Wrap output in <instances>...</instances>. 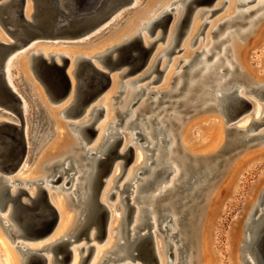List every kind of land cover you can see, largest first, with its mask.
<instances>
[{
    "label": "bare ground",
    "instance_id": "obj_1",
    "mask_svg": "<svg viewBox=\"0 0 264 264\" xmlns=\"http://www.w3.org/2000/svg\"><path fill=\"white\" fill-rule=\"evenodd\" d=\"M30 1H31V5H30ZM109 1H114V0H105V4H107ZM254 1L255 0H236V1L232 0L231 2L228 1L229 5H228L227 9H225L226 11H224L222 16L219 15L220 17L219 16L216 17L217 19H215L216 20L215 23H217V26H218V24H221V25L229 24L230 25L229 28H230L234 25L237 26L239 24H240L239 26H241L242 24L248 25L247 29H244L246 27L241 28V30L243 29L244 31L242 30L239 33H237L238 29L235 27L237 34L234 33L235 31L232 28V30L234 31L233 33L236 35L233 36V34L231 32L232 37H231V44L229 45V48H230L232 53H229V54H232L231 55L233 57L232 63H234L235 67H233V65H231V63H228L229 61L227 58L228 62L226 61V63H224L226 65H224V66H226L225 68H227V66H228L227 69H229V70H226V72H229V74L226 75L227 77H223L220 81L217 82L218 84L216 83V86H214L216 88V94L214 93L213 97L210 96L212 99L211 98H210L211 100L208 99V102H206V104H203L202 107H196V104L194 103L195 102L194 99H198L201 94L198 96V98H196L197 96L195 98H191V99H193L194 102H192L190 99L185 101L186 97L183 98L184 99L183 100L184 105L182 107L185 111H189V112H191V111L197 112L198 111L195 115L199 114V111L200 112L201 111L202 112H216V111L222 112L223 111V113H226L227 111H229L228 108L231 107V105L233 103V98L235 95L244 96L242 92H244V90L246 88L243 89L241 87L243 90L239 89V87L236 85V83L237 82H244L247 84H251V82L253 80V76L251 74V71L249 70V64L246 60V56H247L246 48L248 46L247 44H249V42H250V39L252 37H254L255 33L259 30L258 29L259 26H257V25L261 24L264 21V11H263L264 10V0L263 1L261 0L260 2L258 1L259 2L258 4H254V7H251L249 9H243V10L239 11L238 8H241V7L245 8L249 4H252ZM6 2H8V3L6 5V7L4 8L3 12L5 14V18H6L7 22L9 23L8 27L10 29V32L13 34L18 33V35L20 36V35H22V33L25 30L21 29V27L13 20L14 9L12 7V4H14L15 0H6ZM137 2H138V0H135L133 2V4H131V5L135 6V4H137ZM179 2L181 3V5H179L177 8H171L172 11L175 10V19L178 21H177L176 28L173 31V33L168 30V32L166 34V39H165L164 44L167 46L169 44L170 38H171V43L164 49V52L161 55L163 57L164 55H166V53L171 49V47L174 44L175 34H176L178 27H179V25H180V23L184 17V14L187 10V6H188V3L190 2V0H173V2L166 0L164 2V6L162 7V9L159 10L158 12L150 13L149 14L150 19L147 21H143L138 26V28H136L135 25L134 26L131 25L132 23H130L127 27H125V29L118 32L119 36L114 39L115 44H117V45L109 48L108 50H106L102 54L97 55L96 57L99 59L100 56L107 54L108 52H110L114 48H117L118 46H121V45H124V44L130 42L131 40H133L136 37H141V39L143 40V43L146 46H149L153 41H150V39L147 37V35H145V33H144L145 29L150 33V30L154 27V25L156 26V23H158L162 19L165 12L170 11L169 10L170 7H172L175 3H179ZM235 2H237L236 5H235ZM223 3H225V2H223ZM221 5H223V4H221ZM226 5H225V7H226ZM70 6L71 5L69 3V0H36V5L33 4L32 0H26L25 16L27 19H30L31 15H33V13H35V15H37V17H36L37 23L35 25L36 29L41 28L46 23H52V24L54 23L53 28L58 29L60 27H58L57 24H62L63 27L64 26L67 27L70 25L69 23H71L73 21L74 17H73ZM34 7H35V9H34ZM235 7H237L236 10H238V12L235 11V13H234L233 11H234ZM127 11H124V8L121 9L118 13H116L110 19V21L115 17L112 20V21H114L116 19L117 15H119V14L123 15ZM204 11H206V10L201 11L199 13V16H203L205 14ZM254 12H256V13L258 12V15H256V17L252 16V17H255L253 19L250 16ZM146 17L144 19H146ZM248 17L251 19L249 21H246V19H248ZM103 26H105V25H103ZM191 27H192V25H191ZM212 29H215L214 22H213L210 30H212ZM192 30H194V26H193ZM16 31H18V32H16ZM228 31L230 32L229 29H228ZM94 32H96V31H94ZM156 32H157V30L155 31L154 35L157 34ZM92 34H93V32H92ZM223 34H227V35H225L224 38H222L223 36H221V37L218 36V37H220V39L217 38V40L219 39V41L213 40V41H215V43L212 42V44L216 45V43H217L220 45V44H222V42H224V40L226 41L228 39V36H230V33H227V31H226V33H223ZM159 36H160V34H159ZM159 36L156 38V40L159 39ZM207 39H210L209 33L207 34ZM110 40L111 39H109L108 41H110ZM118 40H121V41L116 42ZM43 41H45V40H43ZM51 41H53V40H51ZM229 41H230V39H229ZM0 42L8 44L9 42H12V37L10 35H5V33L0 32ZM33 42L35 43V41H33ZM207 42L209 44V41H207ZM227 43H229V42H227ZM227 43L226 42L224 43L225 46ZM32 44H31V47H29L28 49H26V47H25V49H24L25 52L22 53L23 54L22 57L21 58L19 57L17 59V62H15L17 64H21L23 69H27L28 64L31 68V64H30L31 62L29 59L31 58V56H41V55H39V53H41L43 55L42 56L43 58H46L48 60H51L52 59L51 56H53L55 61L58 64H61L58 62L60 55L67 56L68 58L70 57L68 54L60 53L58 51H45V50H38V49L30 50L33 47ZM212 44H211V46H212ZM206 45H207V43H206ZM219 45H218V47L216 46V48L215 47L214 48L215 49L220 48ZM208 49H209V47H208ZM223 49H224V47H223ZM160 50H161V47L156 45V50H155V52H154V54H153V56H152V58L148 64V66L146 67V70H144L145 73L143 72L145 74V77H150L153 74L154 70H150V68L153 65V63L155 62L156 57L160 55V54H157ZM203 50H207V48H205ZM210 51H213L212 48L207 50L206 53H211ZM217 51H219V50H216V52ZM222 52H223L222 56H221V53L218 52V53H220V54H218V55H220V57L215 56L218 58H216V60L214 59L215 61H212L213 64H216L219 62L221 63L223 60L226 59V56L228 55V54L226 55L227 47H225V49ZM204 55L208 56L205 54V52H204ZM202 56H203V54H202ZM72 57H74V60H75V62H74L75 68H76L77 63L80 60H89L99 70H102V71L105 70L104 67H99V65H97L96 61L94 60V56H90L87 54H81V55L72 56ZM194 57H196V56H194ZM232 57H230V59H229L230 61H232L231 60ZM12 59L8 62V65L6 68V80H7V84L12 88V90L14 92H16L21 97V95L18 92V89L16 88V86L13 82V78L11 76V73H12L11 71H13ZM204 59L205 58H203L202 61H205ZM183 60L188 61V64H190L189 63V62H191L190 60L193 61L192 55L190 56V54L187 52V55H185ZM198 60H200V59H198ZM99 62H100V59H99ZM180 62H182V61H180ZM180 62H179V64H180ZM195 62H196V60H195ZM207 62H209V61L207 60ZM74 63L71 61L69 68H68V74L71 77L73 88H72V91H71L69 97L66 99L67 102H69V101L72 102V100L74 98L75 81L72 77V74L75 71V69L74 70L72 69ZM188 64L186 63V65H188ZM197 64L198 63H196V65ZM178 65H176L174 67V64H173V66H171L173 68L171 70H169L167 75L164 77V79H163L164 81H163L162 86L163 85H165V86H164L163 90L154 89L156 91L158 90V93H156L152 96V99H150L151 100L150 102H148V100H147L148 97H147L142 102V104L140 106L137 105L138 108L134 107V105H136L137 103H140L139 101H141V98L143 96L147 95V94H144V91L148 90L152 81H154L155 79H153L152 81H150L148 84H146L144 86H138V83L142 82L144 80L143 78H145V77H137L134 80H131V81L128 80L129 82L126 81L127 83H125V81H124V84H126L125 88L127 87L128 84H130V86H131L130 89H128L129 87L127 89H125L123 87L125 89L124 90L123 88L120 87V85H118V83H120V82H118L119 81L118 80V76H119L118 74L121 73V70H120V72H118V74L113 73L111 86L105 92V94L103 95V98H104V96L107 97L106 99L108 101L110 99L109 95L114 92L117 85H118V88L120 87L121 89L124 90L125 93H123V92L121 93V94H126V97L124 99H123L124 95L122 96L123 101L122 100L121 101H122L123 105L119 106L120 108L119 107L117 108V109H119L117 115H118V117H122L123 120H119V119H117L118 118L117 117L116 119L119 121L114 123L115 126L112 127V125L110 123L114 119V113H113L114 111L112 112L108 108L104 107L106 110L105 114H104L105 115L104 121L100 125L99 134H98V136H96L97 138L95 137V139H96L95 143H93V145L90 147H86V145H80L78 143L77 145H75L76 146L75 147L73 142L71 140H69V142L71 143V145L68 147L69 150H67L65 153H63V155L61 157H58L55 159H54V157L58 152L57 148H55L56 141H55V143H52V144H50V142L48 143L49 139H46L47 135L43 138H40L41 140L43 139L42 140L43 143H41V144H43V145H41L42 146L41 149L46 145L45 148L42 150L41 154L47 158H53V160L48 162L44 167L40 166L34 172V174H39V173H42V171H45V178L44 177L43 178H34L32 180H24V179L16 180V179L10 178L12 175L21 171L22 167L24 166V164L27 160V154L25 156V159L22 161L20 167L14 173L6 174V173L2 172V170H1V163H4V161H6V158L2 154V150L0 148V162H1L0 163V176L5 175L4 177H6L8 179V181L0 179V214H3L2 215V224L4 225V227L1 226L2 229L0 228V230L11 240V242H13L16 239L20 240V242L15 243L14 248L18 251V255H19L21 264H26L28 259L33 255L44 256L46 258V256L41 253L42 251H46V250L51 252V254H53L52 258H48L49 260L46 259V260H48V262L50 261L52 264L60 263L61 259L56 257L58 254L57 253L58 245L62 241H65V240L73 241V243L76 242L75 237H77L85 229V226L91 222V219L93 218V205H94L93 194H94V186H95V177H96L97 172H98V160L103 158V155H105L111 149V147L115 144V138H117V133H120L122 135V133L119 130H117V127L119 125L123 124L124 119L127 116H129V117H128L127 121L124 122V127L127 129V130H125L127 133H128V130H130L132 132V140H133L134 144L139 145V148H141L140 150H146V149H144V147H148L149 149H158L159 152L158 153L156 152L158 154V155H155L156 160L152 161L151 163H149L148 165H145V166L143 164L139 168L143 171L144 170L149 171L148 172L149 176L148 177L146 176V178H144V179H140L139 177L142 173H144L143 171L141 173L137 174L136 176H134L135 174L129 175V178H128L127 182L122 186V189L118 188V190H120V194L124 193L125 187L133 179H134L133 185L135 183L141 182V184H139V186H137V189L139 191L145 193V192H149L150 190L153 189V187L157 186L156 180H158V178H160L166 174V172H165L166 169L171 168L172 172L175 171V175L171 179V181H169L170 184H168L169 186L167 185L168 186L167 188H163V191L160 189L162 192H160L159 194L155 195L152 198H146L145 202L147 204L151 203L153 205V208H149L148 206L141 208L139 210V212L137 213V216L135 219L136 221L133 223L132 226H130L131 228H129V223L127 220L128 210L126 207V204H127V201L125 200L126 197L122 198L119 201V203L123 204L122 205L123 208H125L124 209L125 212L123 213V216H122L123 221L121 224V230L119 231V233L115 234L117 241H119V243L116 244V242H115L110 249L103 251V253H102L103 256L101 259L98 258L100 251H97L94 254V257L91 261V264H106L108 262H110L109 264H119V263L122 264V262H124V261L127 262L126 260H128V259L131 260V263H132L133 259L134 258L136 259L135 255H137V249L139 248V243L142 239V235L147 233L146 232V233L138 236V230L140 231L146 224H148V221H151L150 225L153 226L155 232H158L160 229V232L164 233V240L163 241L166 244L165 254L167 255V257L171 256V259L168 261V264H195V263L196 264H215L214 261H212V259H210L211 248H212L211 239H210V232H211L212 222L214 220V211H215L216 207L218 206L217 205V197H219L222 187L224 185H230L232 183L233 178L236 177V175H238L243 168H245L249 164L251 165L253 163L254 158H252V157H248L247 159L244 158L239 162L236 161V158H234L232 160L226 159L227 160L226 162H221V163H219V161L218 162L217 161L216 162H210L209 159H211V157H209V158H199V157L193 158V157L189 156L188 152H187L189 150V147H190L191 136L189 137V135L188 134L185 135V133L183 134L182 140H181L182 141L181 142L182 148L179 147L182 155L180 153L176 152L177 142L174 141V136H173L174 131H172L173 132L172 133L171 131L168 130V129H170L169 125L176 123L177 125L183 126L185 124V120L189 119V118L187 117L184 120V117L180 116L181 114H178V116H176L174 114L175 115V116L173 115L174 118H171V119L164 122L163 118H161V117H163L162 114H163V112L164 113L167 112V108H171V106L162 108L158 113H155V112L158 108L163 107L161 105H167V104H169L168 102L172 101L170 98L165 97V98H162V101H164V102L168 101V102L161 104L160 102H162V101H160V99H161V93L160 92L169 90V85H170L169 83L171 81V78H173L172 77L173 71L177 68ZM196 65H195V67H196ZM189 66L190 65H188V67ZM191 67H192V65H191ZM185 69L183 68V70H185ZM191 69H195V68H191ZM202 69H203V67H202ZM218 69H221V68L219 67ZM187 71H188V69H187ZM203 72H205V73H202V70H200V73L204 74L203 76H209L207 78H210V75H209L210 70L208 68H205V70ZM190 73H191V71H190ZM197 73H199V72H197ZM221 73L223 74V72H221ZM135 75L137 76V74H135ZM184 75H182V76L184 77ZM188 75L190 76V74H188ZM198 75H201V74H197V76ZM178 77H179V75H178ZM201 77H202V75H201ZM179 78L178 79L181 80L182 77H179ZM194 78H197V77H194ZM141 79H143V80H141ZM204 79L205 80H203V81H206V77ZM187 80H188V76H187ZM133 81H135V82H133ZM181 81H178L179 85L182 84ZM184 81H185V78H184ZM191 81H193V82H189V81H186V82L187 83L189 82L188 87L193 89L196 87L197 83H195L193 79ZM208 81H210V79ZM176 82H177V80H176ZM211 82H213V81H211ZM202 83H201V85H203ZM133 84H136L137 86L135 85L134 88H132ZM210 85L212 86V84H210ZM171 86H172V84H171ZM176 86H174V87H176ZM185 87H186V90L184 93L187 94L186 92L189 88H187V86H185ZM208 87L209 86H207V88ZM214 87L212 86V88H214ZM131 88L133 90H131ZM171 88L174 89L173 87H171ZM178 88H179V86H178ZM210 89H211V87H210ZM210 89H208V90L211 91L212 89L211 90ZM252 89L253 90L259 89V91L261 92L264 90V84L257 85L256 88H254L252 86L249 88V91H252ZM213 90L215 91V89H213ZM151 91H153V89ZM197 91H199V90H197ZM201 91H203V90H201ZM28 92H29V90H28ZM174 92L176 93V91H174ZM205 93H207V92H205ZM255 93L259 96V99L264 100V94H263V98H261L259 93H257V92H255ZM157 94L159 96L157 98H155V96ZM203 94H204V92H203ZM209 94L212 95L211 92ZM166 95L167 94H165V96ZM187 95H185V96H187ZM208 95H206V96H208ZM258 96H257V98H258ZM202 97H203V95H202ZM244 97H247V96H244ZM103 98H101V99H103ZM208 98H209V96H208ZM21 99L23 101V109H24L23 112H24V116H25V115H27V112H28V105L26 104L25 100L22 97H21ZM175 100H176V97H175ZM177 100H179V98ZM99 101H101V100H99ZM35 102H36V100H35ZM251 102H254V101L252 100ZM73 103H74V100H73ZM174 103L171 105L174 106L175 105ZM153 105H154V107L151 108V106H153ZM95 106H97V105H95ZM254 106L257 107L258 103L256 102L254 104ZM93 107L91 106L90 111H92ZM133 107H134V109L136 108L135 111L133 110ZM180 107H178L179 110L181 109ZM175 109L177 111V102L175 105ZM255 110H256V108H255ZM68 111H70L69 112L70 114L71 113L73 114L74 113L73 106L66 109L65 112H62L63 117H66V113H68ZM180 111H183V110L181 109ZM45 112L43 115L47 114L49 120L53 121V131H54L53 133H55L56 131L58 132L61 123L56 121L55 117H52L48 111L46 112V114H45ZM11 114H8V113L7 114H1L0 117L2 119H0V122L5 121V122L14 123L15 121H14V118ZM38 114H39V111H38ZM148 114H152V117H148L147 116ZM160 114H161L160 120L159 119L156 120ZM256 116L261 118L259 120L260 122L252 121L250 124V127H248L247 129L246 128L241 129L238 126H236V127L239 130H242L244 132V131H247L249 128H251L255 123H264V105L260 106V109L257 111ZM44 118H47V117H44ZM85 120H87V121H85ZM85 120H83V122H81V123L78 122V124L74 123L75 124L74 126L72 125V131H73L72 139L82 140L83 132L86 129V127L90 124L88 122V119H85ZM109 124L111 127H109ZM68 125H69V123H68ZM68 125H67V127H69ZM168 126H169V128H168ZM233 126L235 127V124ZM24 128H25V132H26V137L28 139L29 127L24 124ZM237 128L235 130H237ZM253 131H255V130H253ZM131 132H130V134H131ZM37 134H39V132H37ZM241 134L242 133H240V135ZM138 135L144 136L143 138L148 141L147 145H142L143 144L142 140L138 139L139 138ZM256 135L257 136L259 135V136L256 139H254L253 141L260 142L261 140L264 139V131H261L260 133H257ZM147 136L148 137L150 136V138L151 137H155L156 139L158 138V140H155V142H154L153 139L151 138L154 143L150 144V143H152L151 139L149 140ZM177 136H178V134H177ZM238 136H239V134H238ZM242 136H243V134H242ZM249 136H250V134H249ZM175 138H176V136H175ZM33 139H34V137H33ZM128 139H129V141L131 140L130 137ZM232 140H233V138H232ZM244 140L246 142H244L241 138H237V139L233 140V142H232L233 143L232 145H234V146L235 145H244V143L246 146H248L243 151H241V153H239L238 155L243 154V152L246 150H250L249 144H251L252 140H250V138H248L247 140L246 139H244ZM122 141H123V139H122ZM164 141H169V142L173 143L170 147H168V150H166V152H164L165 150L163 148V144L165 143ZM247 141H249V142H247ZM149 144L152 146L149 147ZM38 145H39V143H38ZM28 147L30 148L31 146H28ZM122 148H124L123 143H122L121 151L126 149V147L124 149H122ZM30 153H31V151H30ZM165 153H167L166 154L167 156H164ZM148 156L150 157V155H148ZM148 156H147V158H148ZM215 160H217V159H215ZM173 161L178 163L179 167L181 168L180 171H178L177 168L172 166ZM116 163H117V161L115 162V165H116ZM152 163H156V165L154 168L151 169L149 167ZM223 163H224V167L220 170L219 167ZM115 165H114V167H115ZM122 165L123 164L121 162L120 163L121 169L123 168ZM173 165L175 166V164H173ZM114 167H113V169H114ZM144 167H146V168H144ZM113 169H112V171H113ZM65 174H68L67 177H65ZM213 177H215V178L220 177L221 179L219 181H217L216 183H213L211 185V184H209V181L212 180ZM120 178H121V176L119 178L115 179V184L120 180ZM179 180H181V181L178 184H176L177 181H179ZM57 181H61V182L63 181L62 185L56 186L53 184V182L56 183ZM23 183H32L34 185L37 184V187H38V192H36L35 189L32 188L31 190H29V193L26 194V195H28V200L24 201V202L27 204H31V200H37L38 199L39 194H40L39 193L40 190L45 189L44 188L45 186L43 187V184H47V186H49V188H51V189L60 190L61 193L62 192L68 193L67 195L65 194L67 196V199H66V196L63 195L64 196L63 200H65L66 204H68L67 201L69 203H72V205H71L72 209L77 210L76 211L77 212V219L75 222V226H73L72 228H70L69 230L66 231V229L68 228L69 225H68V218H67L66 209H65L64 204H63V200L61 199V203L59 204V207H58L57 205H55L53 203V199L50 198V202L57 209L59 216H60L59 223H58L57 227L52 232V234H50L49 236H47L44 239L30 240V239L25 238L24 230L22 229L21 225L19 223H17V221H16V216H17L16 206H15L14 202L11 201L5 195V190L7 187L9 189L10 195H12V196L19 195V190H21L22 187L24 186V185L21 186V184H23ZM106 183H107V179L105 181L103 188L105 187ZM158 183H160V182H158ZM32 187H33V185H32ZM103 188H102V191H103ZM114 188H115V186H114ZM263 191L264 190H262L260 192V194ZM112 194L114 195V193H110L108 195V197L110 198ZM199 196L204 197L205 200L204 201L202 200L204 202V204H202V205H199L198 203L193 204V205H191V206H189L183 210V215L181 217H176L177 214L175 215V213H176L175 212V209H176L175 205L177 203H179V207H182L183 205L186 204V203L181 204L183 199L190 198V200H191V199H195ZM161 199L166 201V204L163 205V203H161L162 206L157 207L156 205ZM132 200H134V199H132ZM22 201H23V199H22ZM100 201H101V197H100ZM159 203H158V205H159ZM68 208H69V206H68ZM136 210L137 209H135V211ZM155 211H157L156 215H152ZM253 211L254 210L249 212L245 222L242 223L241 228H240L241 235H240V239L238 241L239 242L238 252H240V255H241V258H240L241 264H244V256L241 252V248H242L241 244H242V241L244 238L243 230H244L245 225H247L249 223V219H250V216L253 213ZM259 215H260V213H258V215L256 217H258ZM184 217H186V221H184ZM156 222H158L157 225H156ZM181 222H182V224H181ZM127 223H128V225H127ZM180 224H181L182 228H181ZM77 226L79 228H76ZM146 226H148V225H146ZM262 226H263L262 223L259 224L256 227V229L252 232V234H248V236L246 238V241L248 243V252H246L245 255L251 264H262V261H260V259L256 258L258 240L260 239V237L262 235V233H261ZM159 227H161V228H159ZM94 228H95L94 226H91V229L87 232L88 241L96 239L95 233L93 234V236H91L92 232H94L93 231ZM110 229H112V225H111ZM108 231H109V229H108ZM151 233H153V232H151ZM109 236H110V234H109ZM152 238L154 239V233H153ZM174 240H176V241L174 242ZM24 242H32V243L34 242L35 244L37 243V245L31 246V245L25 244ZM177 244L180 245L178 249H175L177 251L178 250L180 251L177 254V256L175 255L174 251H173V253L169 254V250L174 249ZM154 246H155V242H154ZM77 250H79V252L87 250L89 253V251L91 250V245L86 248V244H83V245L77 247ZM155 252H156V256H157L158 253H157V251H155ZM84 257H86V256H82L81 261H83ZM175 257H177L179 259L178 263L173 262V259ZM136 260H138V259H136ZM136 260H134V262ZM75 261H76V258H75V256H73V254L71 252V258L69 260V264H75ZM3 263H4L3 259L2 260L0 259V264H3ZM125 264H130V263H125ZM158 264H163V263L161 261L159 262V260H158Z\"/></svg>",
    "mask_w": 264,
    "mask_h": 264
},
{
    "label": "rangeland",
    "instance_id": "obj_2",
    "mask_svg": "<svg viewBox=\"0 0 264 264\" xmlns=\"http://www.w3.org/2000/svg\"><path fill=\"white\" fill-rule=\"evenodd\" d=\"M2 1H6V0H2ZM2 1H0V2H2ZM165 1L166 0H138L137 4H135V6L129 5V6H127V8H124V11H127V10L128 11L124 15L120 16L114 24L107 27L98 36H95V34L99 33L107 25H109L111 23L110 20L107 21L108 23L105 22L103 24L105 26L101 25L96 30H94L96 32L93 31V34L91 32V34L89 33V34H87V36L85 35V37L82 36V37L76 38V39H69V38L42 39V38H40V39H37V41L39 40L38 42L36 40H34L36 44L34 42H32L33 43L32 48H33V50L38 49V50L58 51L60 53H66L70 56L69 58L67 57L69 59V61L70 62L72 61L73 63L75 62V60H74V57H72V56L87 54L90 56H94V60L96 61L97 65H99V67H104L103 64L101 62H99V59L96 56L99 54H102L103 52H105L109 48L117 45V44H115V41H113V39H111L113 37V35H115V31L119 27L121 29L120 31H122L130 23H132L131 25H133V26L135 25L136 28H138V26L143 21H147L150 19V15H149L150 13L158 12L159 10H161L162 7L164 6ZM169 1L173 2V0H169ZM228 1L231 2L232 0H218L213 4H212V0H208V1L200 0V3L197 5V8H195L196 7L195 4H192L190 6L189 12L187 13L184 21L182 22V24L180 26V30H179L178 36L176 38V46H175L174 50L172 51V53L166 54L163 57L161 55L163 54L164 49L171 43V38H170L169 44L166 46L164 44L165 39H166V35L164 34L165 28H163V26H160V24H161V22L167 23L168 20L170 18H172L173 20L170 24L169 31L173 33V31L176 28V24H177L178 20L175 19V10L171 11V8H177L179 5H181V3L180 2L175 3L172 7H170L169 13L165 14L162 17V19L158 23H156V26L154 25V27L150 31V33L145 29V31H144L145 35H147V37L150 39V41H153V42L156 41L157 42L156 45L160 46L161 50L157 53L160 55L156 57L155 62L153 63V65L150 68V70H154L155 66L158 64L155 72H153V74L150 77H148L147 79L143 80L142 82H139L138 86H144V85L148 84L150 81H152L153 79H157V82H155L149 86V88H148L149 91L147 90L146 93L150 92V88L163 90V88L165 86V85L162 86L163 81H164L163 79L167 75L169 70H171L173 68L171 66H173V64H174V67H175L176 65L179 64L180 61H182L177 66V68L173 71V74H172L173 78H171V81L169 83L170 84L169 89H171V87L174 86V83H173L174 78L178 75V72H180L183 69V67L186 65V63L188 64V61L183 60L185 55H187V52L190 54V56L192 55V58L196 52H201L204 57L201 54L199 58L203 59L206 57L204 55V52L206 54V51L212 48L213 51H211V53L213 54V56L208 60L209 62H207V65H211V64H213L212 61H215L216 58H218L215 56L220 57V55H218L220 53L222 56V53H223L222 51L225 49V47H227L226 55L227 54L228 55L226 56V59L222 61L223 64L220 66L221 69H218V71L219 70L223 71L224 65H226L224 63H226L227 58L229 61V62L228 61L227 62L231 63V65H233V67H235L234 63H232L233 62V57L231 56L232 54H229V53H232L230 48H229V45L231 44V37H232L231 32L234 36L243 30V29L241 30V28L246 27L244 29H247L248 25L242 24L243 26L242 25L239 26L240 25L239 24V25H237L238 27L234 25V26L230 27L231 29L229 28V26H230L229 24H224V25L218 24V26L219 25L220 26L219 27L217 26V23H215V21H216L215 19H217L216 17H218L219 15L222 16L224 11H226L225 9H227V7L229 5ZM234 1H236V0H234ZM258 1L260 2L261 0H255L252 4H249L245 8L244 7L238 8V10L241 11L243 9H249L251 7H254V4L259 3ZM223 2H225V3H223ZM237 2H235V5L237 4ZM221 4H223V5H221ZM30 5H31V1H30ZM225 5H226V7H225ZM236 9H237V7L234 8V11H233L234 13H235V11L238 12V10H236ZM203 10H206V11L218 10V11H216L214 14L207 12L203 16H199V13ZM255 13L256 12L252 13V15L250 17L254 19L256 17V15H258V12L256 14ZM252 16H255V17H252ZM145 17H146V19H144ZM251 18L248 17V19H246V21H249ZM213 22L215 25V29L210 30ZM205 24H207L208 26L207 25L205 26ZM191 25H192V27H191ZM193 26H194V30H192ZM257 26H259L258 27L259 30L255 33V36L250 39V42H249V44H247L248 46L246 48V51H247L246 60L249 64V70L251 71V74L253 76V80H252L251 84H247L244 82H237L236 85L239 87V89H242V88L245 89L246 88V90H249V88L252 86L254 88H256L257 85L264 84V21L261 24H258ZM235 27L238 29L237 33H236ZM232 28L235 32L232 30ZM228 29L230 30V32L228 31ZM154 30L155 31L157 30L156 35H154V33H155ZM226 31H227V33H230V36H228V39L226 41L222 42V44L219 45L220 48L215 49L216 48L215 44H212V42L215 43V41H213V40L219 41L221 36H223L222 38H224L225 35H227V34H223V33H226ZM0 32L5 33V35H9L5 31V29L1 26V24H0ZM161 32L163 33V35H162L163 40L162 39L156 40V38L159 36V34H161ZM233 32L236 34H234ZM208 33L210 34V39H207ZM218 36H220V37H218ZM89 38H91V39H89ZM217 38H219V39L217 40ZM87 39H89V41L85 42ZM109 39H111V40L108 41ZM229 39H230V41H229ZM43 40H45V41H43ZM51 40H53V41H51ZM119 41H121V40H118L116 42H119ZM207 41H209V44ZM225 42L226 43L229 42V43H227L228 45L226 44V46H225V44H224ZM75 43H77V44H75ZM206 43H207V45H206ZM211 44H212V46H211ZM29 47H31V44L29 46H27L26 49H28ZM208 47H209V49H208ZM223 47H224V49H223ZM202 48L203 49L207 48V50H203ZM24 49L21 50L20 54H18V55L16 54L17 56L16 55L14 56L15 59L13 61V71H11L12 72L11 76L13 78V82H14L16 88L18 89L19 94L21 95V97L25 100L26 104L28 105V112H27V115L24 116V118H25V122H26L25 125H27L29 127V129H28V142L30 144L28 143V146H31V147L30 148L28 147L29 150L27 152V160H26L24 166L22 167L21 171L17 172L16 174H14L10 177V178L16 179V180H18V179L32 180L34 178H43V177L45 178V171H42V173H39V174H34V172L36 171V169L38 167H40V166L44 167L48 162L53 160V158H47L41 154L42 150L45 148L46 145L41 149V147H42L41 145H43V144H41V143H43V141H42L43 139L41 140L40 138H43L46 135H47L46 139H49L48 143L50 142V144H52V143H55V141H56L55 148H57L58 152L55 155L54 159L61 157L63 155V153H65L67 150H69L68 147L71 145L69 140H71L73 142L74 146L77 145L78 143L80 145H86V147L92 146L93 143H95L96 139L88 136L87 131L83 134L82 140L72 139L73 131H72V127H70L68 125V123L69 124L70 123H73V124L77 123L78 124V122L81 123L85 119H88V122L91 123L95 119V116L97 115V112L95 110L90 111L91 106L93 107V106L97 105L98 107L97 106L96 107L100 111L98 113V116H97L94 124L91 127H89L87 130L96 129L97 130V136H98L99 130H100V125L104 121V116H105L104 114L106 111L104 107L108 108L112 112L114 111L113 112L114 113V119L110 123L112 125V127H114L115 126L114 123L118 122L119 120H123L122 117H118L117 113H118L119 109H117V108L119 106L123 105L122 101L126 97V94H120V92L125 88L123 86L124 81H125V83H127L126 81H128V80L131 81L137 77H145L144 71L138 72L140 75L138 73H136L137 76L135 74H130V75L126 76L125 78H121L120 76H118V80H119L118 82H120V83H118V85H120L121 88H123V87L124 88L123 89H121L120 87L118 88V85H117L114 92L109 95L110 99L108 101L106 99L107 97L104 96V98H103V96H102L99 98V100H101V101L97 100L96 102L91 104L90 108L85 109L83 112L79 113L75 117H71V116L63 117L62 112H65L66 109L75 105L73 103L74 98H73L72 102L71 101L67 102L66 100H62L61 102L60 101H57V102L51 101V99L49 98V95L47 94L43 85L36 79L33 71L31 70V68L29 66V64H28L27 69H23L21 64L15 63V62H17V59L19 57L20 58L22 57V55H23L22 53L25 52ZM216 50H219V51L216 52ZM218 52H220V53H218ZM211 53H209V54L211 55ZM115 55H116V53H113V56H115ZM230 57H232L231 58L232 61L229 60ZM58 62L62 63L60 58L58 59ZM72 69L73 70L75 69V63L73 64ZM159 70H161V72H159ZM204 70L205 69H203V71ZM122 71L123 70L121 69V72ZM118 72H120V70H117L114 73L118 74ZM228 74H229V72H226V75H228ZM118 75H120V73ZM171 84H172V86H171ZM130 87H131L130 84H128L125 89H127V88L130 89ZM26 88L29 90V92ZM132 88H134V86H132ZM132 88H131V90H133ZM215 90H216V88H215ZM214 93L216 94V91ZM242 93L244 96L248 97V98L247 97H245V98L250 102L252 107L250 110L248 109L247 106L241 107L239 114L232 116V121L229 122L228 124L226 123V118L223 116V111L222 112H218V111H216V112H202L201 111L200 112L199 111V114H197V115H195V114L198 111L197 112L192 111L190 113H182L180 111L182 108L180 110L177 109V111H176L175 105H176V102H178L181 99L180 97H176V100H175V97L171 98L172 102H175L174 106L171 105L170 103L167 105H161L163 107L158 108L155 113H158L164 107L171 106L170 110H168L165 113L163 112V114H162L163 117H161V118H163L164 122L171 119V118H174L175 115L178 116V114H181L180 116H183L184 120H185V118L188 117L189 119L185 120V124L183 126L177 125L176 123L169 125L170 129H168V130L171 132L174 131V134H173L174 141H176L178 144V145L176 144V148L178 149V150L176 149V152L180 153L182 155L179 147L182 148V144H181L182 141L181 140H182L183 134L185 133V135L188 134L189 137L191 136L190 147H189V150L187 151L188 155L193 157V158H197V157L209 158V157H212V156L216 155L217 153H219L220 150L224 147V145L226 143V130H227L228 126L235 124V126H238L241 129H245V128L247 129L248 127H250V124L252 121L260 122L259 120L261 118L256 116V113L260 109V106L264 105V100L259 99V96L255 92H252V93L242 92ZM123 95H124V97L122 99ZM158 96L159 95L157 94L155 96V98H157ZM257 96H258V98H257ZM101 98H103V99H101ZM146 98H147V95L143 96L141 98V101H139L140 103H137L136 105H134V107L138 108V106H140ZM178 98H179V100H177ZM35 100H36V102H35ZM252 100L254 102H251ZM150 101L151 100H148V102H150ZM206 102H208V101H206ZM206 102L204 104H206ZM256 102L258 103L257 107L254 106V104ZM134 107H133V110L135 111L136 108L134 109ZM153 107H154V105L151 106V108H153ZM254 107L256 108V110ZM44 110L46 112L48 111L52 117H55L56 121L61 123L58 132L56 131L55 133H53L54 132L53 131V121L49 120L48 115L46 114V112ZM38 111H39V114H38ZM44 112L46 115H43ZM7 113L11 114V112L9 110H7V109L5 110V108L0 107V115L1 114H7ZM11 115L14 118V121H15L14 123L20 124V119H18L17 116L14 114H11ZM66 115H69V113H66ZM147 116L152 117V114H148ZM160 116H161V114L157 117L156 120H158V119L160 120ZM44 117H47V118H44ZM128 117L129 116H127L124 119V122L127 121ZM116 118L119 120H117ZM0 119H2V118L0 117ZM85 121H87V120H85ZM124 122L122 125H119L117 127V130H119L122 133V135H121L122 137H119L118 141L116 142L114 151L112 150L113 156L115 155L116 149L119 147V145L121 143H123L124 148L126 147L129 149H127V152L123 157L117 158V160H116L117 163H116L112 173L110 174V176L108 178L106 176H103L104 179H107V183H106L105 187L103 188V191L101 190V188H98L96 190V197H95V199L99 200V201H100V197H101V202L107 206L108 211H106V212L103 211V215H104L105 221H107V223H109L110 225L107 224L108 228H106V231H104V228H103L101 230V233L99 234V237L94 239V240L88 241L87 231H86L84 233V235H82L79 240H77L76 242H74L71 245H68L67 248L69 250H71L73 256H75V258H76L75 264H91V261L94 257V254L97 251H100L98 258L101 259L103 256L102 255L103 251L110 249L115 242H116V244L119 243V241H117L115 234L119 233V231L121 230V224L123 221L122 216H123V213L125 212L124 211L125 208H123V206H122L123 204L119 203V201L122 198H124V197H127V199L129 198L127 201V204L128 205L133 204V207H127V210H128L127 220L129 223V228H131L130 226H132L133 223L136 221L135 219H136L137 213L139 212V210L141 208H143L145 206H148L149 208H153V205L151 203L147 204L145 202L146 198H152L155 195L162 192L163 188H167L169 186L168 185V184H170L169 181H171V179L175 175V171L172 172L171 168L166 169L165 172L168 173L169 176L167 178H165L166 176H162V177L158 178V180H156L157 186L155 188H153L152 190H150L149 192H145V193L141 192L137 189V186H139V184H141V182L135 183L133 185V183H134V179H133L125 187L124 193L120 194V190H118V188L122 189V186L127 182L129 175L135 174L134 176H136L137 174L141 173L143 170H141L139 168L143 164L145 166V165H148L149 163H151L152 161L156 160L155 155H158L157 153L159 152L158 149H155L154 151L140 150L141 148H139V145L134 144V142L132 140V132L130 130H128V133H129L128 134L125 131L127 129L124 127ZM66 124L69 127H67ZM110 124H109V127H111ZM169 126H168V128H169ZM129 131L131 132V134ZM261 131H264V125L258 127L257 130L252 131L250 135H252V136L256 135L257 133H260ZM37 132H39V134H37ZM177 134H178V136H177ZM138 136H139L138 139L142 140V143H143L142 145H147L148 141L143 138L144 136L143 135H138ZM175 136H176V138H175ZM33 137H34V139H33ZM129 137L131 139L130 141L128 139ZM151 138L153 139L154 142H155V140H158V138L156 139L155 137H151ZM151 138H150V136L148 137L149 140ZM122 139H123V141H122ZM152 139H151L152 143H150V144L154 143L152 141ZM38 143H39V145H38ZM150 144H149V147L152 146ZM172 144H173L172 142H169L166 145H167V147H170ZM121 147H122V145H121ZM124 148H122V149H124ZM249 148H250V150L244 151L243 154L237 155V156H235V158H236V161L239 162L244 158L247 159L248 157H252V158H254L253 163L251 165L249 164L248 166L243 168L240 171V173L238 175H236V177L233 178L232 183L230 185H224L221 189L219 197H217V205L218 206L216 207V209L214 211V220L212 222V227H211V232H210V239H211V244H212L210 259H212V261H214L215 264H241L240 263L241 255H240V252H238V245H239L238 241H239L240 235H241L240 228H241L242 223L245 222L249 212L255 209V207L258 203L259 197L264 192L263 191L260 194V192L262 190H264V139L261 140L260 142L252 141L251 144H249ZM30 151H31V153H30ZM132 152H133L134 158L131 161ZM152 154H153L152 158H147L148 155H152ZM121 162H122V164H124L122 169L120 167ZM173 164H175V166ZM155 165H156V163H152L149 168L152 169L155 167ZM172 166L177 168L178 171H180V169H181L179 167L178 163L175 161L172 162ZM223 167H224V163L222 165H220L219 169L221 170ZM144 168H146V167H144ZM103 169H104L103 167H100V171H102ZM68 174H65V177H67ZM120 176H121L120 180L115 184V179L119 178ZM146 176L148 177L149 174L148 173L141 174L139 178L144 179V178H146ZM220 179H221L220 177H216V178L213 177V179L209 181V184L212 185L213 183H216ZM180 181L181 180L177 181L176 184H178ZM158 182H160V183H158ZM62 183H63V181L62 182L57 181L56 183H54V185L61 186ZM32 185H33V187H32ZM21 186H23L22 189H24V190L26 189V191H28L27 193H29V190H31L32 188H34L35 191L38 192L37 184L34 185L32 183H23V184H21ZM114 186H115V188H114ZM43 187L45 188V190L49 196V200H50V198H52L53 203L55 205H57L58 207H59V204L61 203V199L63 200L64 199L63 197L68 194L66 192L61 193L60 190L51 189V188H49V186H47V184H43ZM110 193H114V195L111 199L108 197V195ZM22 196H23V198H22L23 201L28 200V195L24 194ZM66 199H67V196H66ZM132 199H134V200H132ZM202 200L203 201L205 200L203 196L202 197L199 196V197H197L195 199H191V200H190V198L183 199L181 204L186 203L185 205H183L182 207H179V203H177L175 205V208H176L175 209V212H176L175 215L177 214L176 217H181L183 215V210L185 208L193 205V204H197V203L199 205L204 204V202ZM159 202H158L159 205H158V203L156 205L157 207L162 206L161 203H163V205L166 204V201H164L162 199ZM67 203L68 204H66L65 200H63V204H64V207H65L66 213H67L68 225H69L68 228L66 229V231L69 230L70 228H72L73 226H75V222L77 219V212H76L77 210L72 209V206H71L72 203H69L68 201H67ZM67 205L69 206V208ZM262 208L264 209V204H263ZM135 209H137V210L135 211ZM30 212H31L30 214H33L35 216L39 214L38 210H34V211H30ZM156 212L157 211H155L152 215H156ZM0 215H3V214H0ZM186 217H184V221H186ZM150 223H151V221H148V224H146L148 226L145 225L140 231L138 230V236H140L146 232H149V233L153 232L154 233V239L152 237H150L147 240V242L149 244V248L151 250V257H152V261L148 262L147 264H157L156 255L154 256L155 253H153L154 250L157 251V253H158L157 259L159 260V262L161 261L163 264H168V261L171 259V256L167 257V255L165 254L166 244L163 241L164 240V233L160 232L159 228H161V227L158 228L159 229L158 232H155L153 226H151ZM157 224H158V222H156V225ZM181 224H182V222H181ZM181 224H180V226H181ZM111 225H112L113 230L110 229ZM0 228L2 229L1 225H0ZM76 228H79V227L77 226ZM181 228H182V226H181ZM108 229H109V231H108ZM93 231L94 232H92L91 236H93V234L96 233L95 228L93 229ZM109 234H110V236H109ZM175 241L176 240H174V242ZM18 242H20V240H18V239L11 242V240L0 230V259L1 260L3 259V262H4L3 264H21V261H20L19 255H18V251L14 248L15 243H18ZM154 242H155V246H154ZM24 243L31 245V246L37 245V243L35 244L34 242L33 243L32 242H24ZM83 244H86V248L91 245V246H94L95 249L94 250L91 249L89 251V253L87 250L79 252V250H77V247H79ZM179 246L180 245L177 244L174 249L169 250V254L173 253V251H174L175 255L177 256V254L180 251L179 250L177 251L175 249H178ZM41 253L46 256V259L52 258V256H53V254H51V252H49L47 250L42 251ZM82 256H86V259L84 261H81ZM56 257L62 260V262H60L58 264H69L68 259L71 258L70 253H65V254L58 253ZM177 259L178 258L175 257L173 259V262L178 263L179 259L178 260ZM48 260L46 261V264H48V263L52 264L50 261L48 262ZM126 261L127 262H125V261L122 262V264H125V263L146 264V262H143V260H140V259L136 260L135 262L133 261L132 263H131V260H129V259ZM109 263L110 262H108L106 264H109ZM30 264H33V263H30ZM43 264H44V262H43ZM119 264H121V263H119Z\"/></svg>",
    "mask_w": 264,
    "mask_h": 264
},
{
    "label": "water",
    "instance_id": "obj_3",
    "mask_svg": "<svg viewBox=\"0 0 264 264\" xmlns=\"http://www.w3.org/2000/svg\"><path fill=\"white\" fill-rule=\"evenodd\" d=\"M134 1L135 0H114L109 1L107 4H105V0H69L71 11L74 17L73 21L69 23V26L63 27L62 24H57L58 27H60L57 29L53 28L54 23H46L41 28L36 29L35 25L37 23V15L33 13L30 19H27L25 16L26 0H15L14 4H12V7L14 9L13 20L21 27V29L25 30L20 36L18 35V33H11L8 27L9 23L7 22L5 14L3 12L8 2H0V24L12 37V42H9L8 44L0 42V107L9 110L12 114L16 115L20 119V124L5 121L0 122V148L2 150V154L6 158V161H4V163L0 162L2 172L6 174L14 173L20 167L29 150L28 139L26 137L24 128L25 118L23 112V101L21 97L16 92H14L12 88L7 84L6 80V68L8 62L12 58V61H14V56L16 54H20L21 50L32 44L34 40L40 38L76 39L85 36L96 30L105 22L109 21L121 9L133 4ZM216 1L217 0H212V4ZM32 2L36 5V0H32ZM199 3L200 0H190V2L188 3L187 10L175 34L174 44L166 54H170L174 50L180 26L184 21L187 13L189 12L190 6L192 4H195V8H197V5ZM216 11L218 10L204 11V13L210 12L211 14H214ZM168 13L169 11L165 12V14ZM171 21L172 18H170L167 23L161 22L160 24V26H163V28H165V35L169 30ZM162 34L163 33L161 32L158 40L162 39ZM155 50L156 41L152 42L149 46H146L143 43L141 37H136L130 42L118 46L107 54L100 56L99 59L104 66V71L96 68V66L89 60H80L77 63L75 71L72 74L75 81V105L73 106V115L83 112L85 109L89 108L91 104L99 100V98L102 97L103 94H105V92L111 86L112 74L117 70L125 68L119 75L121 78L130 74H136L138 72L144 71L148 66ZM113 53H116V55L113 56ZM60 59L62 62L61 64H58L53 59L48 60L41 56H31L30 58L31 70L33 71L36 79L45 88L51 101L54 102L66 100L73 88L71 77L68 74L70 61L67 57H60ZM157 66L158 64L155 66L154 72ZM159 72H161V70H159ZM253 91L259 93L260 97L263 98L264 90L260 92L259 89H255ZM244 106H247L249 110L252 107L250 102H247L241 99L239 96L235 95L233 98V103L231 107L228 108L229 111H227V113L229 112L231 114H239L240 108ZM94 110L97 112V115L95 116V119L89 124L88 128L94 124L100 111L96 106L92 108V111ZM69 112L70 111H68V113ZM70 125L74 126L75 124ZM88 128H86L84 132L87 131L88 136L95 138L97 136V130H87ZM258 136L254 135L250 137V140L253 141ZM119 137H121V134L117 133L115 144L105 155H103V158L98 160V172L95 177L93 194V218L91 219V222L85 226V229L77 237H75V241L79 240L86 231L88 232L91 229V226L95 227L96 238L99 237V234L101 233V230L103 228L104 231H106L108 223L104 219L103 211L106 212L107 210L102 205L98 204L95 197L97 188H99L101 185L104 186L105 184L106 179H104L103 176L108 177L110 175L117 158L123 157L126 154L127 149H129L126 148L125 150L121 151V143L116 149L115 155L113 156V151ZM144 149L148 151L154 150L149 149L148 147H144ZM131 155L132 161L134 158L133 152ZM151 156L152 155H150V157ZM122 166H124V164ZM100 167H103L104 169L100 171ZM4 176H0V179L8 181V179ZM54 183L55 182H53V184ZM39 193L40 194L37 200H31V204H27L22 201V195L27 194L25 190H19V195L16 196L10 195L8 187L5 190V195L11 201H13L16 206V221L24 230L25 238L30 240L44 239L52 234V232L57 227L60 218L57 209L50 202L46 190L42 189ZM112 197L113 194L110 198ZM125 200L128 201L127 197L125 198ZM263 204L264 193L259 197L258 203L250 216L249 223L245 225L243 230L244 238L241 244V252L244 256V264H251L245 255L246 252H248V243L246 241V238L248 234H252L256 227L261 223L263 224L261 228L262 235L258 240L256 258L260 259V261H262V264H264ZM126 207H133V204H126ZM34 210H38L39 214L36 216L30 214V211ZM258 213H260V215L256 217ZM0 225L4 227V225L2 224V215H0ZM150 237H153V233L147 232L146 234L142 235V239L139 243V248L137 249L138 253L137 255H135V257L140 256L148 262L152 261L151 250L147 242ZM72 243L73 241L69 240L62 241L58 245L57 253H70L71 256V250H69L67 247ZM153 253H155V250ZM68 260H70V258ZM46 261L47 260L44 256L33 255L28 259L26 264H43V262L44 264H46ZM60 261L62 262V260Z\"/></svg>",
    "mask_w": 264,
    "mask_h": 264
},
{
    "label": "flooded vegetation",
    "instance_id": "obj_4",
    "mask_svg": "<svg viewBox=\"0 0 264 264\" xmlns=\"http://www.w3.org/2000/svg\"><path fill=\"white\" fill-rule=\"evenodd\" d=\"M125 14V13H124ZM123 14V15H124ZM120 16H122L121 14H119V15H117L116 16V19L114 20V21H110L111 23L109 24V25H107L102 31H100L99 33H97V34H95V36H98L101 32H103L107 27H109V26H111L112 24H114L116 21H117V19L120 17ZM207 24H205V26H206ZM120 27L115 31V35H113V37L111 38V39H113V41H115L114 39L116 38V37H118L119 36V33L118 32H120ZM109 38V37H108ZM89 39H91V38H89ZM89 39H87L85 42H88L89 41ZM225 41V40H224ZM75 44H77V43H75ZM82 44V43H81ZM219 44H216L215 46H218ZM214 46V45H213ZM30 50H33V48H31ZM29 50V51H30ZM211 52V51H210ZM34 55V54H33ZM36 55V54H35ZM39 55H41V57L43 56L41 53H39ZM200 55H201V53L200 52H196V54H194V56H196V57H194L193 56V61L192 60H190L191 62H189L190 64H188V65H190L189 67H188V65H186V66H184L183 68L185 69V70H181L179 73H178V75H179V77H182L181 78V80H179L180 78L178 77V75L174 78V86H176V87H174V86H172L173 88H176V89H169L168 91H161L160 93H161V99H160V101H162V98H165V97H168V98H174V97H180L181 98V100H179L178 102H177V109H178V107H180V108H182V110L183 111H181L182 113L184 112V113H190L189 111H185L184 109H183V105H184V99L183 98H185V101L186 100H191L192 102H194L193 101V99H191V98H195L196 96V98H198V96H199V98L198 99H194L195 100V104H196V107H202L203 106V104L206 102V101H208V99H210L211 97L210 96H214L213 94H214V92L216 91H214L213 89H215V87L214 86H216V83L218 82V81H220L223 77H227L226 76V70H229V69H227L228 68V66H227V68H225L226 66H224V69H223V71H221V72H223V74L221 73V72H218V68L223 64V62H219V63H216V64H211V65H207V60H209V58H211L213 55L211 54V56H210V54L209 53H206V55H208V56H206L205 57V61H202L203 59H201V58H199L200 57ZM60 57H67V56H64V55H60L59 56V58ZM51 58L53 59V60H55L54 59V57L53 56H51ZM198 59H200V60H198ZM195 60H196V62H195ZM196 63H198L197 65H196ZM201 63V64H200ZM191 65H192V67H191ZM195 65H196V67H195ZM203 65V66H202ZM198 66V67H197ZM216 66V67H215ZM218 66V67H217ZM195 68V69H191V68ZM202 67H203V69H205V68H208L209 70H210V72H209V75H210V78H207V77H209V76H203L204 74H202V73H205V72H203V69H202ZM205 67V68H204ZM187 69H188V71H187ZM199 70V71H198ZM200 70H202V73H200ZM185 71V72H184ZM190 71H191V73H190ZM194 71V72H193ZM197 72H199V73H197ZM195 73V74H194ZM211 73V74H210ZM185 74V75H184ZM188 74H190V76L188 75ZM197 74H201L202 75V77H201V75H198L197 76ZM221 74V75H220ZM182 75H184V77L182 76ZM196 75V76H195ZM186 76V77H185ZM187 76H188V80H187ZM126 77V76H125ZM125 77H123V78H125ZM179 79H178V78ZM191 77V78H190ZM194 77H197V78H194ZM201 77V78H200ZM206 77V81H203V80H205L204 78ZM146 78H148V77H145V78H143L144 80L146 79ZM184 78H185V81H184ZM143 79H141V80H143ZM177 80V82H176V80ZM194 80V82L195 83H197L196 84V87L195 88H193V89H191V88H189L188 86H189V82H193V81H191V80ZM210 79V81H208V80ZM157 79H155L154 81H152V83L151 84H153V83H155V82H157L156 81ZM201 82H200V81ZM178 81H181V83L182 84H178L179 82ZM186 81H189L188 83L186 82ZM211 81H213V82H211ZM200 84H199V83ZM203 82V83H202ZM215 82V83H214ZM188 85H187V84ZM201 83L203 84V85H201ZM124 84V83H123ZM176 84V85H175ZM184 84V85H183ZM186 84V85H185ZM210 84H212V86L214 87V88H212V86L210 85ZM215 84V85H214ZM207 85V86H209L208 88H207V86L205 87V86ZM124 87L126 86V84H124L123 85ZM133 86H135V84H133ZM178 86H179V88H178ZM185 86H187V88H189L188 90H187V94H185L184 92H185V90H186V87ZM198 86V87H197ZM201 86V87H200ZM204 86V87H203ZM210 87H211V89H210ZM204 88V89H203ZM153 88H150V92L149 93H146V90L144 91V94H147V97H148V99L147 100H150V99H152V96L154 95V94H156V93H158V90L156 91V90H154L153 89V91H151ZM206 89V90H205ZM208 89H210L211 91H209ZM178 90V91H177ZM181 90V91H180ZM191 90V91H190ZM196 90V91H195ZM197 90H199V91H197ZM201 90H203V91H201ZM174 91H176V93L174 92ZM213 91V92H212ZM125 93L124 92V90H122L121 92H120V94L121 93ZM172 92V93H171ZM197 92V93H196ZM203 92H204V94H203ZM205 92H211L212 93V95L211 94H207V93H205ZM244 92H248V93H252V92H254L253 91V89H252V91H249V90H244ZM171 93V94H170ZM175 93V94H174ZM181 93V94H180ZM194 93V94H193ZM199 93V94H198ZM150 94V95H149ZM165 94H167L166 96H165ZM208 95L209 96V98H208V96H206V95ZM164 95V96H163ZM170 95V96H169ZM185 95H187V96H185ZM202 95H203V97H202ZM172 96V97H171ZM237 96H239L241 99H243V100H245V101H247V102H249L245 97H243V96H240V95H237ZM188 98V99H187ZM200 99V100H199ZM212 99V98H211ZM210 99V100H211ZM203 101V102H202ZM166 103L168 102V101H165ZM164 101H162V102H160L161 104L162 103H165ZM171 102V103H170ZM170 102H168V103H170V104H173L174 102H172V101H170ZM199 105H198V104ZM182 104V105H181ZM202 104V105H201ZM201 105V106H200ZM171 108H167V111L168 110H170ZM165 111V110H164ZM192 112V111H191ZM76 115H78V114H76ZM76 115H73V114H69V115H66V117L67 116H71V117H75ZM226 115V116H225ZM236 114H231V113H223V116L227 119L226 120V123L228 124L229 122H231L232 121V116H235ZM70 124H72V123H70ZM69 124V126H71L72 127V125H70ZM234 124H232V125H230V127L228 126L227 127V132H226V143H225V145H224V147L220 150V152L219 153H217L216 155H214V156H212L211 157V159H209V161L210 162H218L219 161V163H221V162H226L228 159L229 160H232L233 158H235V156H237L239 153H241V151H243L245 148H247L248 146H246L245 145V143H244V145H232L233 143V140H235V139H237V138H241L244 142H246L244 139H248V138H250V137H252L251 135L249 136V134H251V132L253 131V130H257V128L258 127H260V126H262V125H264V123H255L251 128H249L247 131H242V130H239L236 126L234 127L233 126ZM89 126V125H88ZM88 126L86 127V128H88ZM237 128V130H235ZM231 132V133H230ZM238 132V133H237ZM248 132V133H247ZM230 133V134H229ZM240 133H242L243 134V136H242V134L240 135ZM238 134H239V136H238ZM248 134V135H247ZM247 137H246V136ZM228 136V137H227ZM242 136V137H241ZM232 138H233V140H232ZM229 141H228V140ZM165 142V143H164ZM163 143V148H164V152H166V150H168V147L165 145V144H167V143H169V141H164ZM247 142H249V141H247ZM247 144V143H246ZM165 145V146H164ZM155 150V149H154ZM153 150V151H154ZM167 153H165V155L164 156H167L166 155ZM219 154V155H218ZM218 155V156H217ZM153 157V154H152V156L151 157H149L148 156V158H152ZM173 158V157H172ZM175 158V157H174ZM215 159H217V160H215ZM227 159V160H226ZM144 173H142V174H145V173H148L149 171H147V170H144L143 171ZM164 176H166L165 178H167L168 176H169V174L168 173H166ZM164 178V179H165ZM99 188H101V190H102V188H103V186L101 185ZM153 188H155V187H153ZM98 189V188H97ZM24 190V189H23ZM42 190V189H41ZM26 191V190H25ZM27 192V191H26ZM97 202H98V204H100V205H102L107 211H108V208H107V206L104 204V203H102L101 201H99V200H96ZM91 249H95L94 248V246H91ZM155 255H156V252H155ZM156 258H157V256H156ZM86 259V257H84V259H83V261ZM136 259H140V260H143V262H146V263H148V261H146V260H144L143 258H141L140 256H138V257H136ZM135 258L133 259V261L134 260H136ZM157 260V262H158V259H156ZM158 264V263H157Z\"/></svg>",
    "mask_w": 264,
    "mask_h": 264
}]
</instances>
